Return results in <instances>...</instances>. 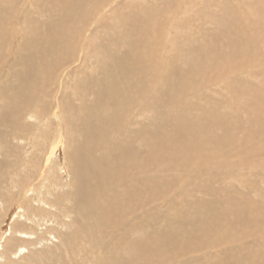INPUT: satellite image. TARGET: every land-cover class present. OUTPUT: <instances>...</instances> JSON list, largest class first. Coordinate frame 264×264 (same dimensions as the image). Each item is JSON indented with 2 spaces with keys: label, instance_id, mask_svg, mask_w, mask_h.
Here are the masks:
<instances>
[{
  "label": "rangeland",
  "instance_id": "1",
  "mask_svg": "<svg viewBox=\"0 0 264 264\" xmlns=\"http://www.w3.org/2000/svg\"><path fill=\"white\" fill-rule=\"evenodd\" d=\"M263 15L0 0V264H262Z\"/></svg>",
  "mask_w": 264,
  "mask_h": 264
},
{
  "label": "bare ground",
  "instance_id": "2",
  "mask_svg": "<svg viewBox=\"0 0 264 264\" xmlns=\"http://www.w3.org/2000/svg\"><path fill=\"white\" fill-rule=\"evenodd\" d=\"M263 20H264V15H263ZM261 30H262V32L264 31V21L261 24ZM262 34H263V38H264V33H262ZM246 56H248V54H245L244 56L241 53L239 54V58L240 59H245ZM262 58L264 59V53L262 55ZM175 88H176V86H175ZM176 89H178V88H176ZM114 109L116 110L117 108H114ZM262 112L264 113V104H263V110H262ZM111 115H112L111 118H105L103 120V122H102V130H107L109 128H110V130H114L113 129L114 121H116V123L118 124L117 118L113 115V113H111ZM187 124H188V122H187ZM158 139H159V136H157L155 138V140H158ZM195 139L196 140H195V142L193 144L196 147H197V145L199 147V145L201 144L202 141L199 142V140H198L197 137ZM155 140H154V142H156ZM117 142L122 145V143H120L119 141H117ZM262 224H263V226H261V229L264 227V222ZM262 230H263V234H264V228ZM262 241H263L262 242V245H263V249H262V264H264V239Z\"/></svg>",
  "mask_w": 264,
  "mask_h": 264
}]
</instances>
